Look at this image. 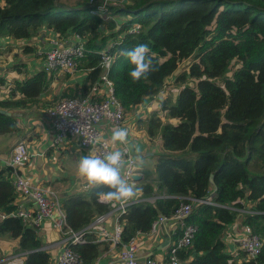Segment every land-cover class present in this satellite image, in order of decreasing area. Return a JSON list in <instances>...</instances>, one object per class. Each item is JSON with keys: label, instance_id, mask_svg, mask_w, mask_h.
Wrapping results in <instances>:
<instances>
[{"label": "trees", "instance_id": "16d2710c", "mask_svg": "<svg viewBox=\"0 0 264 264\" xmlns=\"http://www.w3.org/2000/svg\"><path fill=\"white\" fill-rule=\"evenodd\" d=\"M85 2L69 6L57 0H1L0 38L29 39L42 28L62 37L79 34L86 41L84 67L92 69L83 84L87 91L86 82H94L100 72L98 51L109 38L121 35L113 47L109 77L125 112L159 94L179 63L192 59L187 72L177 78L184 83L189 77L193 85L184 84L173 102L163 99L160 111L168 120L162 122L152 113L147 132L149 136L160 133L167 152L188 151L195 157L155 155L156 178L142 183L139 190L142 196H152L156 190L165 196L127 207L120 218L122 240L136 232L147 233L159 215L170 216L186 201L193 203L188 221L198 229L193 244L178 252L181 264H254L241 251L237 257L226 251V227L239 216L249 231L263 236L256 261L264 263V0H133L125 8H110L109 15L128 18L119 23L91 13ZM135 22L141 25L140 32L128 34ZM103 28L108 35H101ZM138 44L149 46L157 70L134 83L128 75L132 66L121 53ZM47 81V74L40 70L13 82L12 98H0V109L27 107ZM5 85L6 79L0 76V88ZM15 131L14 116L0 112V135ZM13 173V167L0 166L2 213L16 208ZM211 174L215 190L209 184ZM108 190L90 186L62 197L67 225L82 229L108 211L111 205L98 199L99 192ZM208 197L214 204L193 201ZM0 237L18 239V251L25 252L23 264L50 263L37 229L20 218L1 219ZM85 237L84 243L70 247L85 264H91L98 243L92 236Z\"/></svg>", "mask_w": 264, "mask_h": 264}, {"label": "built area", "instance_id": "2783aa9c", "mask_svg": "<svg viewBox=\"0 0 264 264\" xmlns=\"http://www.w3.org/2000/svg\"><path fill=\"white\" fill-rule=\"evenodd\" d=\"M130 0H86L85 5L90 8L91 13L106 19L110 8L113 6L125 8ZM1 6V0H0ZM141 25L132 23L127 29L128 34L136 35L140 32ZM73 40H66L58 33H53L48 39V49L43 57V71L47 73L62 72L74 73L86 55L85 38L79 34L72 33ZM119 39V38H118ZM110 41V43L98 51L100 69L98 80L90 87V94L85 97H64L47 109L55 136L53 144L62 143L66 138H76L81 148L90 150L95 148L98 155L103 156L106 152L119 150L125 154V168L123 177L129 183L135 182L134 175H140L136 171L137 161L127 144H121L118 148H113L109 140L104 136L102 123L107 122L112 128H122L125 121V110L116 97L113 82L109 77V70L115 59L113 47L120 41ZM91 69V68H89ZM12 86L7 88V98L11 99ZM98 141V143H97ZM33 153H31L23 141H18L11 152V159L8 163L15 171L16 166L26 164ZM13 185L15 190L22 196L28 197L33 203V207L17 205L15 210L9 213L0 212V218L18 217L35 229L41 227L45 219H49L53 228L63 234L64 247L56 259V264H85L82 256L73 250L70 245L84 243L86 233L92 226H100L101 240L107 242L112 247L120 246L118 261L109 264H181L178 252L190 247L193 244L197 233V226L188 221L192 210V202L181 201L170 216L159 215L150 226L147 233L136 232L127 241L122 240L121 216L126 212L129 205L138 202H154L159 196L136 195L127 202H116L104 213L98 214L87 226L79 230L71 229L66 222L65 211L61 206L58 194L51 189L36 185L21 174L13 173ZM239 200V199H238ZM200 203L214 204L211 198L193 200ZM110 204V203H108ZM113 218L112 228L104 226ZM174 221L178 224L177 236L168 243V250L165 260L157 261L153 257H146L139 260L137 253L139 246L137 238L140 235L148 237L155 236L158 227L165 222ZM238 249L245 255V258L252 260L254 264H264L256 259L261 253L263 239L260 235L247 233L237 239ZM23 258V257H22ZM19 258L16 264H23L24 258ZM9 264V263H7Z\"/></svg>", "mask_w": 264, "mask_h": 264}, {"label": "crops", "instance_id": "0c3cea01", "mask_svg": "<svg viewBox=\"0 0 264 264\" xmlns=\"http://www.w3.org/2000/svg\"><path fill=\"white\" fill-rule=\"evenodd\" d=\"M126 19L128 18L125 16L124 20ZM53 33L54 32L51 29L42 28L36 36L29 39L15 40L10 37L0 38V49H3L0 51V53L6 52L13 53V55H18L20 58L18 61H15L14 64L16 65L18 63H22V66H17L5 74H3V70L6 67H0V76H3L6 79V85L0 88V98L8 99L7 88L9 85H12L13 82L22 81L30 76H33L40 70L43 71L44 53L49 46L48 39L53 35ZM64 38L66 40H73L72 33L66 34ZM110 41L115 40L113 38H109L107 45L110 43ZM5 43H8V46L11 45L13 49L10 47V49L5 50L4 48L6 45H2ZM25 48H30L32 50L31 53H23ZM9 50L11 52H9ZM34 54L38 55L35 57V59L32 58ZM39 55H42V57ZM85 70H87L89 73L92 69L85 68ZM78 72L80 71L78 70ZM45 73L48 77V85L57 86L58 84H61V80H59L57 76L61 72ZM88 73H81V75H86L87 77ZM63 74H70L74 76L73 73ZM74 81L77 83L75 79ZM70 83L71 78L69 80L63 81V84ZM78 88H80V86H78ZM160 98V94H157L146 99L142 104L135 107L134 110L136 112H140L137 113L138 117L135 119L138 120L136 129V122L131 121L132 117L128 116L127 112L125 113V121L122 128L129 132L128 142L125 144H127L135 157L137 155H142L146 160L145 164L140 165L137 162L136 165V171L140 173L142 178L133 182L132 185L138 189L142 183L144 184L145 182H151L156 178L154 172V155L156 152L161 150L162 142L160 133H157L159 134V138L157 134L155 136H149L147 134L146 114L147 112L154 113V111L160 110ZM47 100H49V95H45L42 91L35 101L29 104L27 107L13 110L6 109L7 111H10L16 120L17 131L0 135V166H8L14 145L18 141H23L28 150L33 153V157H31V159L26 164L16 166L15 173H19L26 177L33 184L41 185L48 189L54 190L61 200L62 197L73 191H86L90 188V185L88 183H84V178L78 174L79 160L82 156L89 154V150L81 148L78 145L76 138L72 137L66 138L60 144H53L55 133L46 111L50 106L54 105V103L60 99L55 101L50 106L48 105ZM160 113L164 115L162 112ZM170 121L172 123H176L173 120ZM113 130L114 128H112L107 122L102 123V131L104 136L107 138V140H109L113 148H118L120 147L121 143H113L111 139ZM73 178H81V180L73 182ZM55 188H58V190ZM71 188L75 189L71 190ZM76 188H78V190ZM139 193L140 195L142 194L140 190L137 195H139ZM155 193H158V190H156ZM159 195L164 194L161 193L157 196ZM14 203L16 206L22 205L26 207H33L31 200L28 197L20 195L18 192L16 193ZM106 203L114 205L116 201ZM113 222L114 220L111 217L109 218V222L105 223L104 226L108 229H111ZM100 229V226L95 225L92 226L91 229L86 233V236H92L95 238V242L98 243L97 255L91 264H109L111 262L118 261L120 246L112 247L109 243L101 240ZM177 229L178 224L176 222L168 221L162 223L158 227L155 236H139V250L137 253L138 259L143 260L146 257H153L160 262L165 260L168 250V243L164 245H162V243L165 240L171 242L172 239L178 234ZM37 232L40 240L43 243V249L50 253L49 264H56L57 256L64 247L63 234L52 227L49 219L43 220L41 227L37 229ZM247 233H249V229L242 224V216H239L233 223L227 225L223 237V240L226 241V251L237 257V252L240 251L238 249L237 239ZM23 254H25V252L18 251V239L0 237V264H16L18 259L23 257Z\"/></svg>", "mask_w": 264, "mask_h": 264}, {"label": "clouds", "instance_id": "9594fccd", "mask_svg": "<svg viewBox=\"0 0 264 264\" xmlns=\"http://www.w3.org/2000/svg\"><path fill=\"white\" fill-rule=\"evenodd\" d=\"M132 66L128 75L131 80L139 82L146 79L149 73L156 71L151 50L147 44H138L130 50L121 53ZM163 97L160 102H163ZM129 132L124 128H116L112 132L113 143L125 144L128 142ZM98 143V141H97ZM136 161L143 165L146 160L142 155L135 157ZM125 168V154L119 150L106 152L103 156L98 155L95 148L89 150V154L80 158L78 174L83 177L90 186H106L109 190L98 193L101 202H127L132 200L139 189L129 184L123 177Z\"/></svg>", "mask_w": 264, "mask_h": 264}, {"label": "rangeland", "instance_id": "374dc122", "mask_svg": "<svg viewBox=\"0 0 264 264\" xmlns=\"http://www.w3.org/2000/svg\"><path fill=\"white\" fill-rule=\"evenodd\" d=\"M131 1H133V0L127 1L126 5H128ZM58 2L59 3H63L65 5L71 6V5L82 4L84 2V0H57V3ZM113 7H116V6H113ZM104 15H106L105 16L106 17L105 20H109V19L113 18L116 23H119L120 21H122L121 19H123V21L125 19V17L116 16V15H113V14L112 15L104 14ZM100 32H101V35H108L109 34L108 30H106L105 28H103ZM114 40H117V39H114ZM2 45H6L5 48H4L5 50L6 49H10V47H12L11 45L8 46V43L2 44ZM12 49H13V47H12ZM2 50L3 49H0V51H2ZM9 52H11V51L9 50ZM23 53H25V54L26 53H31V51L30 52H25V50H23ZM37 56L38 55L34 54V56L32 58L35 59V57H37ZM39 56L42 57V55H39ZM19 58L20 57L18 55H13V53H6V52L5 53H0V67H6L3 70L4 71L3 74L13 70V68H15L14 67V65H15L14 62L18 61ZM191 62H192L191 58H188V59H185V60L181 61L179 63V65H178V67L175 69V71L165 79V85H164L162 91L159 93L160 96L164 98V100L168 99L170 102H173L175 100V97L177 96L178 92L180 91V89L184 86V84L193 85L194 81L192 79H189V77L186 79V81L184 83L181 82V81H178V78H177L178 76H180L184 72L185 73L187 72L188 66H189V64ZM17 66L18 67L22 66V63H18ZM83 67H84V61H82L80 63V65L77 67V69L74 71V73L76 72L75 74L73 73L74 76H72L70 74H63L61 72L59 75H57L59 80H61V84H58L57 86L48 85L47 84L43 88V93L45 95H49V100H47V103H48L49 106L52 105L55 101H57V100H59L61 98H64V97H85L88 94H90V91H89L90 87L98 80V77L96 78V80L94 82H91V83L90 82H86V85L87 86L89 85V88H88L87 91L83 90V84H85L84 81H85V79L87 77H86V75H81V73H88V71L85 70V67H84V69H83ZM78 70L80 72H78ZM227 75H231V72L230 71L227 72ZM87 76H88V74H87ZM70 78H71V83L70 84H63V81L69 80ZM74 79L77 81V83L74 81ZM78 86H80V88H78ZM160 104H161V102H160ZM134 109H135V107L130 108L126 112H127L128 116L132 117L131 121H135L136 122L135 123V129H136V124H138V120H135V119L138 117L137 113H140V112H136ZM160 112H161L160 110L159 111H154V113H156L157 116L161 117L162 122L167 121V119L164 117L165 114L162 115ZM152 113L151 112H147V114H146L147 120L151 116ZM144 127H145V125H144ZM147 134H148V132H147ZM157 135H158V138H159V134H157ZM156 153H155V155H158L159 153H167L171 157H182V158H191V159H194V157H195V154L188 153V151H185V152H167V151H164L163 148H161V150H159ZM155 159H156V156H155ZM79 180H81V178H73L72 181L73 182H77ZM84 183H88V182L84 179ZM55 189L58 190V188H55ZM73 189H75V188H71V190H73ZM76 189L78 190V188H76ZM158 194H161V193L160 192L155 193V194H153V196H157ZM239 212L243 213L241 211H239ZM250 233H252V232L250 231ZM254 234H258V233H254ZM258 235H260V234H258ZM261 237H263V236H261ZM138 240H139V237L137 238V243H138ZM237 254L239 256L242 255V253L240 251H238Z\"/></svg>", "mask_w": 264, "mask_h": 264}, {"label": "water", "instance_id": "95a60500", "mask_svg": "<svg viewBox=\"0 0 264 264\" xmlns=\"http://www.w3.org/2000/svg\"><path fill=\"white\" fill-rule=\"evenodd\" d=\"M0 112L1 113H3V114H5V115H11V113H10V111H7V110H5V109H0ZM142 177H141V175H134L133 176V179L135 180V181H138V180H140ZM209 184H210V187L213 189V190H215V184H214V181H213V174H211L210 176H209ZM166 243H169V241L168 240H165L163 243H162V245H164V244H166Z\"/></svg>", "mask_w": 264, "mask_h": 264}, {"label": "bare ground", "instance_id": "6f19581e", "mask_svg": "<svg viewBox=\"0 0 264 264\" xmlns=\"http://www.w3.org/2000/svg\"><path fill=\"white\" fill-rule=\"evenodd\" d=\"M245 212H247V211H245ZM246 259V258H245Z\"/></svg>", "mask_w": 264, "mask_h": 264}]
</instances>
